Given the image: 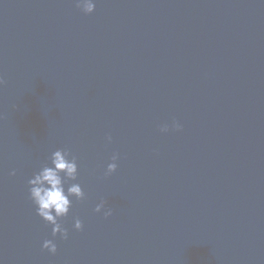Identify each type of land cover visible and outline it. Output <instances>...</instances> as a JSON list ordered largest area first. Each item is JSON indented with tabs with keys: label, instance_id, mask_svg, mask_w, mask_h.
Here are the masks:
<instances>
[{
	"label": "water",
	"instance_id": "obj_1",
	"mask_svg": "<svg viewBox=\"0 0 264 264\" xmlns=\"http://www.w3.org/2000/svg\"><path fill=\"white\" fill-rule=\"evenodd\" d=\"M94 2L0 0V264H264V0ZM58 148L66 240L27 183Z\"/></svg>",
	"mask_w": 264,
	"mask_h": 264
},
{
	"label": "clouds",
	"instance_id": "obj_2",
	"mask_svg": "<svg viewBox=\"0 0 264 264\" xmlns=\"http://www.w3.org/2000/svg\"><path fill=\"white\" fill-rule=\"evenodd\" d=\"M76 7L85 15H88L95 11L96 4L94 0H76ZM4 83L3 76H0V86H3ZM181 127L179 122H172V129L179 131ZM169 128L168 124H163L160 131L167 133ZM106 140L111 143V135L106 136ZM118 159L119 154L114 153L111 157L112 162L107 164L105 176H109L116 171ZM12 174L15 175V172ZM78 176L77 157L68 149L58 148L51 153L48 162L34 172L27 182L29 199L35 206L36 214L46 224L52 226L51 234L54 238L59 234L61 239H68V230L63 227L61 220L68 216L70 212L72 207L71 198L74 197L77 201L85 199V192L81 184L76 182ZM105 203L104 200H101L94 211L100 213L103 209V215L107 218L112 215V209L106 208ZM73 226L77 231L82 230V221L76 218ZM42 248L47 249L53 255L57 252V245L53 239L44 240Z\"/></svg>",
	"mask_w": 264,
	"mask_h": 264
}]
</instances>
